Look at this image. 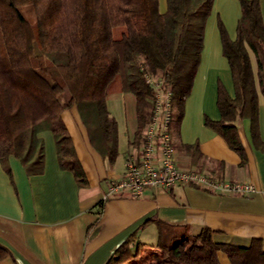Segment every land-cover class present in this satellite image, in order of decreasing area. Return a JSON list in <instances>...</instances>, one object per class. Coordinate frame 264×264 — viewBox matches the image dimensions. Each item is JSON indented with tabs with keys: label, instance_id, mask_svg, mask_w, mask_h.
<instances>
[{
	"label": "trees",
	"instance_id": "obj_1",
	"mask_svg": "<svg viewBox=\"0 0 264 264\" xmlns=\"http://www.w3.org/2000/svg\"><path fill=\"white\" fill-rule=\"evenodd\" d=\"M165 1L166 9L161 11L159 0H0V164L8 174L10 156L28 175L43 172L45 147L39 134L48 130L59 167L72 173L77 186H86L62 110L76 106L91 145L113 164L118 131L116 118L106 108L107 97L119 92L134 97L132 144L137 148L152 113L153 89L146 76L161 78L164 89L170 90V132L172 137L177 133L200 63L204 24L213 0ZM239 3L234 39L217 22L234 96L218 80L215 104L220 116L206 117L205 124L222 130L242 155L238 120H249L252 142L260 143L257 114L260 96L264 99V22L260 0ZM64 90L69 95L61 102ZM171 144L176 146L173 139ZM179 146L203 171L205 158L197 144ZM102 205V200L96 204ZM155 225L154 249L133 232L105 264H219L218 250L232 264H264L257 240L240 247L215 242L207 227L190 234L184 226L159 221ZM151 253L156 254L153 259ZM8 254L0 244V261Z\"/></svg>",
	"mask_w": 264,
	"mask_h": 264
},
{
	"label": "crops",
	"instance_id": "obj_2",
	"mask_svg": "<svg viewBox=\"0 0 264 264\" xmlns=\"http://www.w3.org/2000/svg\"><path fill=\"white\" fill-rule=\"evenodd\" d=\"M260 6L264 22V0H260ZM159 8L166 9L165 0H159ZM210 11L204 24L200 63L183 104L182 120L172 137L177 165L195 168L179 144H197L205 158L203 171L211 174L215 168L218 171L212 174L216 178L249 182L254 191L243 195L209 193L175 184L140 198L110 197L101 207L96 206L107 190L106 179L119 176L126 154L140 148V144L137 148L132 144L136 130L134 97L124 92L111 93L106 108L116 118L118 131V153L113 164L91 145L76 106L61 112L85 172L86 186H77L72 173L59 167L54 139L48 130L39 134L45 147L41 174L28 175L14 156L7 163L10 174L0 164V244L9 251L0 264H105L133 232L154 249L157 221L184 226L190 234L207 227L215 242L240 247L257 240L264 251V99L260 96L258 101L260 143L252 142L248 119L237 121L242 155L234 151L222 130L205 124L206 117L217 120L220 116L215 104L218 80L234 96L217 22L221 21L228 37L234 39L241 13L239 0H213ZM216 255L219 264H232L222 250Z\"/></svg>",
	"mask_w": 264,
	"mask_h": 264
},
{
	"label": "built area",
	"instance_id": "obj_3",
	"mask_svg": "<svg viewBox=\"0 0 264 264\" xmlns=\"http://www.w3.org/2000/svg\"><path fill=\"white\" fill-rule=\"evenodd\" d=\"M153 89L152 113L137 151H129L124 159L123 172L106 179L107 190L102 201L110 197L140 198L149 191L169 189L175 184L197 187L212 193L250 194L249 182L226 181L195 168L177 165L176 148L172 143L171 92L164 89L161 78L146 76Z\"/></svg>",
	"mask_w": 264,
	"mask_h": 264
},
{
	"label": "rangeland",
	"instance_id": "obj_4",
	"mask_svg": "<svg viewBox=\"0 0 264 264\" xmlns=\"http://www.w3.org/2000/svg\"><path fill=\"white\" fill-rule=\"evenodd\" d=\"M160 3H161V0H160ZM68 91L67 90H64L63 91V93H61V96H59V100L61 101V102H63V101H65L67 98H68ZM131 95V94H130ZM133 97V96H132ZM158 251V250H157ZM152 254V253H151ZM151 256V255H150ZM153 256L155 257L156 256V254H152V259H153ZM147 259L149 260V259H151V258H148L147 257Z\"/></svg>",
	"mask_w": 264,
	"mask_h": 264
}]
</instances>
